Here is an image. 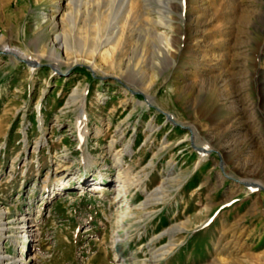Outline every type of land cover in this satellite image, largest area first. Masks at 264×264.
Returning <instances> with one entry per match:
<instances>
[{
    "label": "rangeland",
    "instance_id": "rangeland-1",
    "mask_svg": "<svg viewBox=\"0 0 264 264\" xmlns=\"http://www.w3.org/2000/svg\"><path fill=\"white\" fill-rule=\"evenodd\" d=\"M120 1L0 0V250L28 264H264V0H135L118 15ZM169 162L180 188L129 220ZM144 169L127 190L123 174ZM173 224V250L153 258Z\"/></svg>",
    "mask_w": 264,
    "mask_h": 264
},
{
    "label": "bare ground",
    "instance_id": "bare-ground-1",
    "mask_svg": "<svg viewBox=\"0 0 264 264\" xmlns=\"http://www.w3.org/2000/svg\"><path fill=\"white\" fill-rule=\"evenodd\" d=\"M160 1H163V0H160ZM134 2H135V0H121L119 2V4H118V7H117L118 15H123V13H125V12H131V10L134 7ZM54 17L55 16L53 15V16L49 17V19L50 18L53 19ZM44 18L47 20L48 15H45ZM162 18H163V16H162ZM161 22L165 23L164 20H162ZM120 30L121 29H120L119 26H116L113 29H111L109 34H108V36L106 37L105 42H103V43L108 44V43H111L112 41H116L118 36H119L118 34H120ZM159 36H160V38H163V34H159ZM56 37L61 38V33L60 34L59 33L56 34ZM60 46L62 47L63 50H66L68 48V44H66V40L62 41L60 43ZM5 47H6V51H9V52L15 53V54H20L23 58H28L29 57V55L25 54L22 51V49H20V48L14 47L12 45H6ZM54 49L55 48H53V50H52L53 52H54ZM85 93H86V91H85ZM81 96H83L82 93L80 94V97ZM81 115L85 116L86 115V111L83 110ZM154 127L155 126L151 125V130H153ZM97 131H99V129H97ZM110 147H111V144H110ZM131 147L132 146H131L130 142L124 143V147L123 148L125 149L126 152H129V149ZM162 149H164V146L162 148H160V150H162ZM122 158L123 157L116 159L117 162H118V165H120V166H122V163H123V159ZM98 161L99 160L91 159V158H88L87 160H79L78 162H75L76 165H74V169L76 167L77 170H82L84 168V166L92 165L95 162L97 163ZM150 165H151V163H148L145 168H147ZM143 171H144L143 173L139 172L136 175H131L130 171L129 172H125V174H123L124 175L123 176L124 177L123 181L126 184V189L127 190L130 191V189L132 188V185L135 182H138V185H142V183L144 181V176L146 175V169H144ZM175 172H176V170H174V165L169 162L167 170H165V172H164V175H163V178L161 180V183L159 185H157L156 187H154L151 191H145V199L142 200V202H140L138 205L136 204V206H135V208H133L132 212H129V213L126 214L127 218L129 220H131L132 214H135L138 211L141 212L142 209H147V208L151 207L152 205L165 200L167 192L174 191V190L180 188V186L182 184V178L183 177H181L180 174H176ZM95 189H97V191H103L105 189V186L103 184H98V185L96 184ZM116 191H117L116 192L117 193L116 198L118 199V201L119 200L121 201L122 196H120V190H116ZM0 214H1L2 217L5 215L3 210L1 211ZM146 217L149 219V218H151V215L146 214ZM17 221L18 222H17L16 228H18L19 230L16 233L18 235L16 236L15 240H17L19 242L21 238L25 237L29 233V230H30L29 226H31V225L28 226L26 224L25 218L22 217V216H21V218H18ZM140 224L141 223L139 221H137V220H135V221H133V222H131L129 224V229L127 231V232H129V236H128L129 239L133 237L135 231L138 230V227L140 226ZM1 225H2L1 228H0L1 239L5 238V237L11 238V235L7 234V230L9 228L6 227L5 224L1 223ZM182 229L184 230V225H182V224H173L170 227L166 228L165 230L161 231L160 233L156 234L153 237V239H152L153 242L156 241L155 239H158L159 237H161L163 235H168L171 240L168 242V244L166 243L165 245H162V246H160L158 248H153L152 252H151L153 258H155V259L162 258L166 254L170 253L173 250L174 246H175V242L173 241V238ZM1 239H0V241H1ZM13 241H14V239H13ZM1 248L2 247H1V242H0V249ZM0 264H28V263L24 262V258L22 259V257L20 255L19 256L14 255L12 257H9V255H6V254L2 253V251L0 250Z\"/></svg>",
    "mask_w": 264,
    "mask_h": 264
},
{
    "label": "water",
    "instance_id": "water-1",
    "mask_svg": "<svg viewBox=\"0 0 264 264\" xmlns=\"http://www.w3.org/2000/svg\"><path fill=\"white\" fill-rule=\"evenodd\" d=\"M28 61H30V63H31L32 60L29 59ZM38 63H39V62H37L36 64H38Z\"/></svg>",
    "mask_w": 264,
    "mask_h": 264
}]
</instances>
